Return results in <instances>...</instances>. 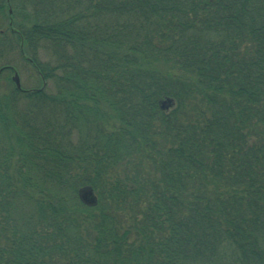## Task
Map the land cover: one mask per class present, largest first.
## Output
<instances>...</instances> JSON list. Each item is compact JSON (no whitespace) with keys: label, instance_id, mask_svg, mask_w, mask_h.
<instances>
[{"label":"trees","instance_id":"obj_1","mask_svg":"<svg viewBox=\"0 0 264 264\" xmlns=\"http://www.w3.org/2000/svg\"><path fill=\"white\" fill-rule=\"evenodd\" d=\"M0 264H264V0H0Z\"/></svg>","mask_w":264,"mask_h":264},{"label":"rangeland","instance_id":"obj_2","mask_svg":"<svg viewBox=\"0 0 264 264\" xmlns=\"http://www.w3.org/2000/svg\"><path fill=\"white\" fill-rule=\"evenodd\" d=\"M45 57H51L45 55ZM14 58H16V70L18 71L20 77H21V83L22 86L25 88H35L40 87L42 82L40 81L36 71L33 69L32 65H30L28 62L23 60L18 53L14 54ZM14 71L10 72V76L13 77ZM4 85V84H3ZM54 88L52 81L47 80V87L46 89L49 91H52Z\"/></svg>","mask_w":264,"mask_h":264},{"label":"water","instance_id":"obj_3","mask_svg":"<svg viewBox=\"0 0 264 264\" xmlns=\"http://www.w3.org/2000/svg\"><path fill=\"white\" fill-rule=\"evenodd\" d=\"M12 79L15 82L17 88L22 89L21 77L16 69H14ZM174 103V98L166 97L161 100L160 105L164 109H169ZM80 198L88 205H95L97 203V197L94 193V190L90 186H84L80 189Z\"/></svg>","mask_w":264,"mask_h":264}]
</instances>
